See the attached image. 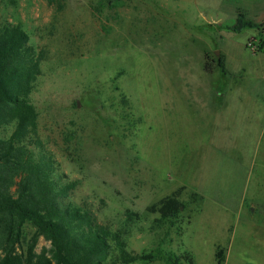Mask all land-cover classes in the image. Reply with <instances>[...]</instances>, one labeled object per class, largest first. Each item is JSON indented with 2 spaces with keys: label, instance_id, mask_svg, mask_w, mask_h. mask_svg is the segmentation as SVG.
<instances>
[{
  "label": "rangeland",
  "instance_id": "1",
  "mask_svg": "<svg viewBox=\"0 0 264 264\" xmlns=\"http://www.w3.org/2000/svg\"><path fill=\"white\" fill-rule=\"evenodd\" d=\"M239 12L259 27L231 30ZM5 21L39 57L36 137L75 184L67 203L128 251L217 264L220 245L225 264H264V0H0ZM181 186L173 225L147 211Z\"/></svg>",
  "mask_w": 264,
  "mask_h": 264
},
{
  "label": "trees",
  "instance_id": "2",
  "mask_svg": "<svg viewBox=\"0 0 264 264\" xmlns=\"http://www.w3.org/2000/svg\"><path fill=\"white\" fill-rule=\"evenodd\" d=\"M258 27L239 12L230 29L240 33ZM29 42L21 24L0 22V264H107L113 250L125 263L162 260L163 264H194L189 251L165 255L128 251L120 233L98 223L89 211L66 202L68 190L75 184L61 180L52 154L40 148L36 137L38 113L31 94L40 60ZM218 67L228 74L224 56L219 57ZM204 69L212 72L214 67L205 63ZM185 189L179 187L147 211L173 225L185 207L181 199ZM26 223L36 234L24 252L19 249L26 240ZM40 236L51 242L49 253L35 251ZM216 261L226 262V250L220 245Z\"/></svg>",
  "mask_w": 264,
  "mask_h": 264
},
{
  "label": "water",
  "instance_id": "3",
  "mask_svg": "<svg viewBox=\"0 0 264 264\" xmlns=\"http://www.w3.org/2000/svg\"><path fill=\"white\" fill-rule=\"evenodd\" d=\"M217 54H220V52L218 51Z\"/></svg>",
  "mask_w": 264,
  "mask_h": 264
},
{
  "label": "built area",
  "instance_id": "4",
  "mask_svg": "<svg viewBox=\"0 0 264 264\" xmlns=\"http://www.w3.org/2000/svg\"><path fill=\"white\" fill-rule=\"evenodd\" d=\"M251 48H254V46H252Z\"/></svg>",
  "mask_w": 264,
  "mask_h": 264
}]
</instances>
